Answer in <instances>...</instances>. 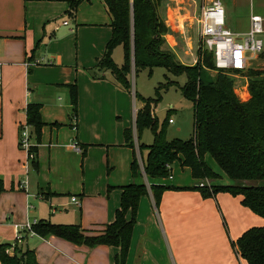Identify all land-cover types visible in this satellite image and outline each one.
Here are the masks:
<instances>
[{"label":"crops","instance_id":"crops-1","mask_svg":"<svg viewBox=\"0 0 264 264\" xmlns=\"http://www.w3.org/2000/svg\"><path fill=\"white\" fill-rule=\"evenodd\" d=\"M176 1H165L163 19L167 31L164 34V47L185 63L186 57L193 58L197 49L192 29L196 24L194 13L198 2ZM203 2L200 1L199 10ZM67 8V0H0V178L4 185V191L0 193V242L15 240L14 224L40 219L79 224L93 232L113 220L120 203L121 185L93 190L88 189L85 180V187L80 189L79 186L80 193H59L64 190L60 189L59 183L74 181L80 184V180L85 178L87 161L82 167V177L78 161L82 150H85L82 163L87 158L88 149L93 147L86 144L95 143L89 136L98 130L96 123L89 120L86 114L90 95L100 90L103 94L117 97L119 101L121 97L128 99L131 96L133 124L130 126V121L117 124L115 131L118 136L113 144L124 147V151L131 149L132 156L133 148L124 146L120 133L124 136V129L130 126L136 137L134 116L138 108L135 90L132 88L131 93L123 89L112 75L109 74L107 79L87 82L78 69L74 71L69 66H61V55L51 49L50 43L61 26L70 27V23L64 19L57 24ZM190 11H193V15ZM251 14L264 17V0H254L244 17L245 29L235 32L249 29ZM63 21H67V24H63ZM73 22L77 26L75 36L80 40L85 29L80 24H105L109 28L105 30L103 41L108 42L111 37L110 17L102 0H81ZM52 35L54 37L51 38ZM261 37L263 51L256 59L255 68L264 69V32ZM43 40L47 41L44 48L40 47ZM103 46L104 43L102 47L96 45L95 49L101 47L94 53L97 59L104 53ZM74 76L78 79L79 107L76 105V110L78 108L79 115L76 112L75 116H71L72 105L66 87L72 84ZM59 92L64 96V99L59 98L60 102L56 99ZM248 96V93L244 95L246 98ZM28 102L41 103L40 114L45 122L38 145V170L30 166L27 151L18 142L20 126L26 124L25 106ZM54 122L62 125H51ZM97 136L99 139L98 133ZM74 143L80 147V151L72 147ZM146 152V149L142 150L143 158ZM55 158L60 161L56 163ZM140 174L146 182L147 193L138 200L124 264H247L236 254L232 242L250 227L264 226V217L242 205L240 195L220 191L212 197H203L198 190L183 189L195 185L196 179L180 177L166 185L173 188L164 190L156 204L149 186L150 182L162 184V178L150 180L142 169ZM230 182L225 175L213 183ZM41 187L45 192L48 188L51 193L48 198L39 193ZM61 196L76 197L78 203L72 202L78 208L65 214L63 210H67V204L59 202ZM130 217L131 213L128 212L126 218ZM18 243L32 248L36 260L42 264H115L119 251L114 245L100 244L89 248L54 235H23Z\"/></svg>","mask_w":264,"mask_h":264},{"label":"trees","instance_id":"trees-1","mask_svg":"<svg viewBox=\"0 0 264 264\" xmlns=\"http://www.w3.org/2000/svg\"><path fill=\"white\" fill-rule=\"evenodd\" d=\"M80 1L67 0L66 14L74 17ZM102 1L110 17L111 37L98 60V66L109 70L116 83L128 92V74L132 69L134 73L142 69H148L150 73L153 67L158 66L176 76L185 74L186 81L180 86V91L193 104L192 135L187 139L168 140V117L159 126L157 117L152 114L153 105L160 98L158 92L153 105L148 102V98L134 93L135 99L141 101L134 116L136 135L140 138L144 128H150L153 135L150 144H140L141 156L142 150H147L145 157H142L144 174L150 180L168 177L173 162L178 160L181 167L190 169L192 178L197 181L195 185L183 189L198 190L203 197H212L220 191L240 195L242 205L264 217V69L247 70V98L238 96L232 78L222 70L213 79L203 83L197 64L180 63L173 51L164 47V34L167 31L163 19L165 0ZM118 45L123 49L121 65L115 64L111 57L113 49ZM207 52L213 61L212 53ZM203 57L207 59L205 55ZM231 72L238 73L236 70ZM68 88L72 105L71 116H75L76 86L72 83ZM40 109V102H28L25 106V123L30 128V145L27 151L32 154L34 169H37L38 145L42 127L45 125ZM51 125L60 124L54 122ZM124 146L133 148L130 169L135 176L139 167L131 127L124 129ZM206 153L214 158L222 172L231 180L230 183H213L220 175L205 162ZM84 155L85 150H82L81 160ZM206 178L208 181H205ZM200 182L203 185H199ZM149 188L157 204L161 193L173 187L153 182ZM46 189L47 192L44 188H39V193L44 198L51 194ZM120 190V203L113 220L104 224L101 229L94 230V234L79 224L53 223L48 219L37 220L32 224L31 230L41 237L54 235L89 248L100 244L117 246L119 251L115 256V264H124L138 200L147 193V186L144 183L130 182L121 185ZM3 191V180L0 178V193ZM128 212L131 213L130 219L126 218ZM11 244L0 242V264H42L36 260L34 250L28 246L19 253L16 250L12 256L6 254L5 248ZM232 245L236 254L247 264H264V226L250 227Z\"/></svg>","mask_w":264,"mask_h":264},{"label":"rangeland","instance_id":"rangeland-1","mask_svg":"<svg viewBox=\"0 0 264 264\" xmlns=\"http://www.w3.org/2000/svg\"><path fill=\"white\" fill-rule=\"evenodd\" d=\"M200 1L201 0H197L198 6L196 7L197 11L194 13L195 18L199 13L198 7L200 5ZM220 1L223 4L225 10V26H228L227 28L232 31H241L242 29L244 30L246 27V21L244 17L249 12V9L253 5L254 0ZM176 4L180 5V2L176 1ZM190 14L193 15V11H190ZM73 18L74 17L65 13L57 20V24H59L63 19L67 20L70 23V27L61 26V28L59 29V33L57 32L56 38L53 39V42L50 43L51 49L61 55V66H69L74 71L78 69L87 82H95L97 81V79L109 78V74L111 75L110 71L103 70L98 66V60L102 57V54L98 59L96 58V56H94V53L101 49L103 43V47H105V45L107 44V40L106 42L103 41V37L105 30L109 27H107L105 24H99L96 26H86V24H80L79 26L85 28L80 40L78 36H75V27L77 26L74 24ZM70 28H73V32L70 31ZM192 32H194L195 45L197 46V49L194 50L193 58L190 56L186 57L185 63L186 65L197 64L200 68L201 81L203 83H206L209 80L213 79L216 76L217 72H219V70L214 67L212 58L209 57L210 54L207 52L208 50L203 46V42L198 34L197 22L195 24V28L192 29ZM52 37L54 36L52 35L51 38ZM45 44H47V41L43 40L40 47L44 48ZM97 44L101 45V47L95 49ZM204 55L207 59L203 57ZM111 57L115 64H122L123 49L120 45L116 46L113 49ZM258 57L259 56L251 58L248 67L244 71L238 72L237 74H233L231 70H223L224 73L229 74V76L232 78L235 92L240 98H243L244 95L248 93L247 86L249 78L247 76V70L249 68H255V65L257 63L256 59ZM179 62L182 63L181 61ZM128 78L130 82V92L133 88L136 93L142 95L144 98H148V102H150L151 105L154 104L153 101L155 100L154 98L156 97V93L158 92V94L160 95L159 100L153 105L152 114H156L155 116L157 117L159 126L164 121V119L168 117V121L166 122V138L168 140L174 138L187 139L192 135L193 104L189 99L185 98L180 91V86L186 81L185 74L176 76L167 72L163 67L156 66L152 68V71L150 73L148 69H142L137 73H134L132 69L128 74ZM71 83H74L76 86L78 98V79H76V77L74 76ZM62 86L66 87L65 84H63ZM66 88H68V86ZM68 94L70 99L69 88ZM90 96L91 100L90 104L87 105L86 114L89 120L96 123L98 130L93 134H90V132L87 131V133L90 134L89 137H91V139L95 141V143H87L86 145H88V147H93L94 149H88L87 154H89L87 155V158L84 159L83 163L81 161V158H79L78 161L81 177L83 175V164L87 161V171H85V178L80 180V184L79 182L74 181H70L68 183H59L60 189H64L59 193H80L81 190L79 191V186L80 189H82L83 186L85 187V180L88 183V189L92 188L93 190H98L100 188L111 189L112 187L129 182L146 184L144 177L140 174L141 168L139 159L141 158L142 161L140 144H150L152 142L153 135L150 128H144L140 138L137 137V135L135 137L133 134L135 157L139 167L135 176L132 175L130 169L132 150L129 149L128 151H124L126 150L124 147H117L113 144L114 139L118 136L115 131L116 125L121 121H130V123L132 122L130 126H132L133 124V100L131 96L128 97V99L125 97H121L119 101L117 97L109 94H103L100 90H98L95 95ZM59 98L64 99V96L61 94V92L56 94L57 101L60 100ZM135 101L136 106L139 107L141 105V101H138L136 99ZM77 107H79L78 103ZM71 114L72 111H70V115ZM77 114L79 115L78 108ZM59 124L60 125L56 127H60L62 125L61 123ZM97 133L99 134V139H97ZM67 135L68 134H66L65 136ZM120 137L124 138L123 133H120ZM104 155H106V160L104 158ZM28 158L30 166L34 169L31 158ZM204 160L210 166V168L213 169V171H216L220 175V177L218 178L219 180L225 177L222 170L209 153H206L204 155ZM58 161L60 160L58 158H55V162L58 163ZM39 164L40 153L38 151L37 170ZM170 176L162 178V184L168 185L171 181H175L180 177H192L189 168L184 167L182 169L178 160L173 162L170 170ZM126 179H128V182H124ZM205 181H208V179L206 178ZM70 198V196H61V199L59 200L61 204H67V210H63L65 214H70V212L78 208V205L74 204ZM76 203H78V200ZM26 222H24L23 224H25ZM26 235L33 234L27 233ZM9 243H12V241ZM25 246L26 245H23V243L16 242L14 243V245H10L5 248V252L6 254L12 256L15 254L16 250L19 253V251H22Z\"/></svg>","mask_w":264,"mask_h":264},{"label":"built area","instance_id":"built-area-1","mask_svg":"<svg viewBox=\"0 0 264 264\" xmlns=\"http://www.w3.org/2000/svg\"><path fill=\"white\" fill-rule=\"evenodd\" d=\"M195 3V0H189ZM198 34L203 46L212 53L214 67L217 70L244 71L251 58L259 56L263 51L264 17L258 14L250 15V27L245 32H235L225 26V10L220 0H204L196 17ZM67 24V21H63ZM26 65H28L26 63ZM19 146L28 150L29 131L27 125L20 126ZM72 147L80 151V147L74 143ZM28 157L32 154L28 153ZM139 154V153H138ZM140 168L142 161L139 159ZM143 170V169H142ZM203 185V183H199ZM207 185H209L207 183ZM71 201L77 202V198L71 196ZM32 222L14 224L15 240L11 245L22 239L23 235L34 234L31 230Z\"/></svg>","mask_w":264,"mask_h":264}]
</instances>
